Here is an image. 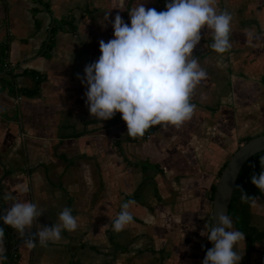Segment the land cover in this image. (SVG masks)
I'll return each instance as SVG.
<instances>
[{
  "label": "crops",
  "instance_id": "0c3cea01",
  "mask_svg": "<svg viewBox=\"0 0 264 264\" xmlns=\"http://www.w3.org/2000/svg\"><path fill=\"white\" fill-rule=\"evenodd\" d=\"M142 3L162 6L0 0V43L8 47L0 69V195L5 207V194L36 203L45 210L40 225L58 223L65 207L78 223L46 247L29 249L20 238L19 264H202L206 256L201 232L211 224L212 187L244 138L264 132V0H216L217 12L232 15V48L215 52L212 33L201 30L193 54L207 76L191 95V119L131 140L121 113L90 115L77 74L98 60L100 40L114 38L115 16L130 26L129 11ZM30 71L42 74L39 91H17L33 83ZM256 197L252 223L264 229V193ZM126 201L134 221L116 233L111 221ZM236 250L240 264H264V234L249 256L245 240Z\"/></svg>",
  "mask_w": 264,
  "mask_h": 264
},
{
  "label": "clouds",
  "instance_id": "9594fccd",
  "mask_svg": "<svg viewBox=\"0 0 264 264\" xmlns=\"http://www.w3.org/2000/svg\"><path fill=\"white\" fill-rule=\"evenodd\" d=\"M215 5L216 0H169L167 10L158 12L142 3L129 11L130 26L117 14L111 22L114 38L100 40L98 60L85 66L83 77L77 74L87 89L84 95L90 115L102 121L121 113L132 138H142L152 126L179 128L190 120L196 108L190 102L191 95L207 76L193 54L202 39L201 30L207 27L212 33L211 48L215 52L223 54L232 48V15L226 10L217 12ZM105 19H109V13ZM260 165L264 169V156ZM251 182L264 193V170L253 173ZM237 187L241 201L254 206L257 197ZM4 199L9 203L0 220L16 230L29 249L37 242L42 247L58 242L64 230L78 228L69 207L60 211L58 223L44 226L37 223V218L45 210L36 203L8 194ZM132 203L124 202L111 221L114 232H121L134 221L129 210ZM232 229V218L225 212L215 214L212 223L205 225L201 235H206L213 246L207 249L202 264H240L242 256L236 249L245 234ZM4 241L5 230L0 227V262L7 260Z\"/></svg>",
  "mask_w": 264,
  "mask_h": 264
},
{
  "label": "trees",
  "instance_id": "16d2710c",
  "mask_svg": "<svg viewBox=\"0 0 264 264\" xmlns=\"http://www.w3.org/2000/svg\"><path fill=\"white\" fill-rule=\"evenodd\" d=\"M162 6L160 11H166V4L169 0H161ZM7 44L0 43L1 55H0V69H3L7 66ZM33 75L34 81L29 86H21L17 88V91L28 94H35L39 91L40 83L42 81V74L37 71H30ZM161 125H156L150 127L146 130L145 135L142 137H147L149 134L154 132ZM128 138L131 140H136L139 138H132L128 135ZM249 136L244 138L247 140ZM239 147V146H238ZM264 156V149L252 155L245 165L243 166L239 177L236 182L234 189L231 205H230V216L233 221V228L239 230L245 234V251L247 256L255 248L256 240L264 234V229L259 228L252 223V207L251 203H243L240 199V189L237 186L243 188L250 196L256 197L258 194H261L260 190L251 182V176L253 173L259 174L262 170L260 165V157ZM222 172V171H221ZM217 183L212 187L211 198H214V193ZM5 207V202L0 195V213H2L3 208ZM0 227H3L5 232L9 234V246L5 254L7 260L2 261V264H19L20 252L19 248L16 247V236L14 229L10 228L8 225L4 224L3 220H0ZM211 247V242L207 239L204 247L206 253L207 249Z\"/></svg>",
  "mask_w": 264,
  "mask_h": 264
},
{
  "label": "water",
  "instance_id": "95a60500",
  "mask_svg": "<svg viewBox=\"0 0 264 264\" xmlns=\"http://www.w3.org/2000/svg\"><path fill=\"white\" fill-rule=\"evenodd\" d=\"M263 149L264 132L253 135L243 141L231 155L217 181L213 198L212 219L215 214L220 212L230 215V205L239 174L247 160ZM212 246L213 244L211 243Z\"/></svg>",
  "mask_w": 264,
  "mask_h": 264
},
{
  "label": "built area",
  "instance_id": "2783aa9c",
  "mask_svg": "<svg viewBox=\"0 0 264 264\" xmlns=\"http://www.w3.org/2000/svg\"><path fill=\"white\" fill-rule=\"evenodd\" d=\"M20 245H21V239H20V236L17 235L16 236V247L19 248Z\"/></svg>",
  "mask_w": 264,
  "mask_h": 264
},
{
  "label": "rangeland",
  "instance_id": "374dc122",
  "mask_svg": "<svg viewBox=\"0 0 264 264\" xmlns=\"http://www.w3.org/2000/svg\"><path fill=\"white\" fill-rule=\"evenodd\" d=\"M232 230H234V228Z\"/></svg>",
  "mask_w": 264,
  "mask_h": 264
}]
</instances>
